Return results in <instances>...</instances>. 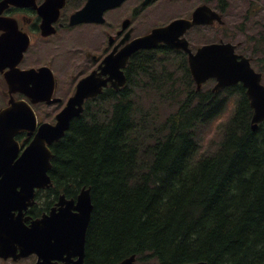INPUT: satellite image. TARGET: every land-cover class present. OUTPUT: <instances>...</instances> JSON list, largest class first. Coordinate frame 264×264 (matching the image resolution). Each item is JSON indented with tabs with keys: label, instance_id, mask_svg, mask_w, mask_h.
I'll return each instance as SVG.
<instances>
[{
	"label": "trees",
	"instance_id": "1",
	"mask_svg": "<svg viewBox=\"0 0 264 264\" xmlns=\"http://www.w3.org/2000/svg\"><path fill=\"white\" fill-rule=\"evenodd\" d=\"M170 58V79L169 66L143 63L123 90L86 103L52 145L47 199L90 188L89 264L131 255L138 264H262L264 122L252 131L241 85L195 91L187 66ZM137 87L155 105L142 110ZM230 97L222 138L202 153L198 129L224 114ZM160 101L176 110L159 113Z\"/></svg>",
	"mask_w": 264,
	"mask_h": 264
},
{
	"label": "flooded vegetation",
	"instance_id": "2",
	"mask_svg": "<svg viewBox=\"0 0 264 264\" xmlns=\"http://www.w3.org/2000/svg\"><path fill=\"white\" fill-rule=\"evenodd\" d=\"M35 2L39 6L44 0ZM67 6L68 0L52 23L53 31L45 34L41 27L43 18L34 7L9 6L0 14V121L2 124L7 121L11 126L1 131L10 138L8 144L1 147L0 154V264H89L85 248L80 258L73 249V242H63L54 234L59 230L78 231V227L63 226L59 223L60 217L47 218L52 209L58 214L61 207L71 204L59 206L58 197L54 201L48 200L47 188H36L31 203L23 201L19 194H13L19 201H8L7 193L21 189L8 177V168L18 163L43 124L56 123L57 114L75 93L81 79L95 73L101 81L107 80L101 94L118 92L126 85L116 90L108 79L114 80L113 72L124 63L121 71L126 84L129 76L141 70L143 63L169 66L166 77L170 79V54L175 63L184 64L188 69V52L170 44H188L190 51L195 53L206 44L231 43L236 44V53L245 56L243 44H249L235 42L228 31L225 13L229 0H123L118 7L104 12L103 22L74 25L70 24L71 16L83 5L73 12L67 10ZM250 6L253 7L247 9L246 24L252 23L251 29L255 30L258 22L253 20L264 12V0ZM117 8L121 10V17L113 26L105 15ZM196 11L201 23L192 25L178 37L170 35V29L161 31L141 43L154 46L140 47L138 39L154 29L165 28L175 19L191 20ZM246 24L240 25L238 32L242 33ZM86 26L96 29L86 31ZM261 27L264 29V24ZM256 44H264V31ZM255 50L256 55L261 54L259 48ZM104 60L108 63H103ZM251 60L262 62L255 56ZM44 69H48L53 78ZM62 79H65L66 88L60 85ZM215 81L208 79L204 87L211 91ZM50 150L52 152L51 146ZM70 199L73 198H67ZM92 205L94 207L93 202ZM70 213L75 212L71 210ZM48 219L52 223L48 224ZM120 261L108 259L104 264Z\"/></svg>",
	"mask_w": 264,
	"mask_h": 264
},
{
	"label": "water",
	"instance_id": "3",
	"mask_svg": "<svg viewBox=\"0 0 264 264\" xmlns=\"http://www.w3.org/2000/svg\"><path fill=\"white\" fill-rule=\"evenodd\" d=\"M123 0H87L84 7L75 12L71 16L70 24H79L84 22H103V13L110 9L119 6ZM65 0H44V2L37 6L35 0H2L0 1V14L9 6L15 7H34L38 10L40 16L43 18L41 27L43 33L53 31L52 23L59 15L60 9L64 6ZM200 15L196 11L191 20L176 19L170 22V25L165 28L154 29L149 35L138 39L140 47L149 48L155 44H141L151 37L159 34L161 31L170 29V35L175 37L183 34L186 29L196 23H201ZM170 46L178 49H183L188 52V66L196 85V90H199L202 84L210 78L216 80L212 91H219L225 87H229L241 83L246 90V97L252 109V116L250 120V127L252 131L258 128V125L264 122V85L262 84V74L256 72L252 67L250 60L243 55H238L235 52L236 46L230 43L225 44H206L192 53L188 48V44H170ZM21 57V53L19 58ZM103 63H108L104 60ZM121 64L113 72L111 77V86L118 90L125 85L126 77L121 71ZM49 76L52 74L48 69ZM107 80L101 81L97 78L95 73L81 79L76 91L71 96L65 107L57 114L56 123L51 125L49 123L43 124L33 141L25 149L22 157L14 167L8 168V177L15 180V184L21 186L20 192L8 191V201H19L13 194L22 196L23 201L31 203L33 201L34 190L36 188H49L52 186V181L48 175V170L51 168L52 153L49 146L64 137L68 130L70 121L74 117H78L83 111V103L85 99L96 97L102 93L103 86L106 85ZM32 114V119L35 118ZM1 115V113H0ZM0 118H2L0 116ZM11 126L6 121L2 124L0 121V154H2L1 147L8 144L7 139L10 135L1 134L2 130H7ZM90 188L82 187L76 197V202L73 199L67 200L64 195L58 198V205L69 203L66 207H61L60 213L56 214L55 209H52L47 218L60 217L59 222L63 226H77V230L67 231L59 230L54 234L57 239L63 242H73V249L75 253L80 256L84 255V241L86 228L90 220V213L92 210ZM74 210L75 213H70ZM48 224L52 223L50 219ZM65 248V245H64ZM117 264H135V256L131 255L123 259ZM184 264H206L205 262H188ZM264 264V261L262 262Z\"/></svg>",
	"mask_w": 264,
	"mask_h": 264
},
{
	"label": "rangeland",
	"instance_id": "4",
	"mask_svg": "<svg viewBox=\"0 0 264 264\" xmlns=\"http://www.w3.org/2000/svg\"><path fill=\"white\" fill-rule=\"evenodd\" d=\"M85 0H68V6L67 10H72V12L79 8L80 6L83 5ZM260 3V0H229V8L227 9L225 13V21L227 22L229 26V32L233 36V40L235 42L239 41H244L248 42L249 44H243L244 48V53L246 54L247 57L255 56L256 60L262 61V63H253V67L255 70L258 72L260 71V66L261 64L264 63L263 57L264 56V44H256L260 38V34L263 33L264 29L261 27V25L264 24V12H261L254 20L253 22H258L256 29L252 30L251 25L252 23H247L246 24V12L248 7H253L250 6L251 4H258ZM260 10H257L259 12ZM121 17V10L120 9H115L114 11H111L105 15L106 20H110L113 26H116L119 19ZM172 17V16H170ZM246 24L245 30L241 33L238 32L239 26ZM86 31H94L96 28H93V26H86L85 27ZM88 34V33H84ZM224 35H226V32H224ZM228 39L232 40V37L226 35ZM99 38H101L99 36ZM234 42V43H235ZM255 48H259L261 51L260 55H256V50ZM242 50V49H241ZM243 51V50H242ZM262 73V72H261ZM263 84H264V70H263ZM180 77V76H179ZM60 85L64 88H66L65 84V79L60 80ZM156 94L159 95V91L153 90ZM166 93L170 94V90L165 91ZM136 94H137V99L139 101V105L142 108V110H147L146 107H149L151 105L148 104H153L155 105L156 99L154 95H147L145 96L144 91L141 90L139 87L136 88ZM67 98V97H64ZM160 103H165L164 101H160L156 103L158 112L161 114H167L171 113L176 110L175 107L171 106H162ZM234 103H235V97H230L228 98V103L227 107L228 110L222 114L220 117L217 119L213 120L206 126H202L198 129V135L200 139V144H201V152L202 153H210L213 151L219 141L222 138V127L223 123L226 121V119L229 116V113L232 111V108H234Z\"/></svg>",
	"mask_w": 264,
	"mask_h": 264
}]
</instances>
